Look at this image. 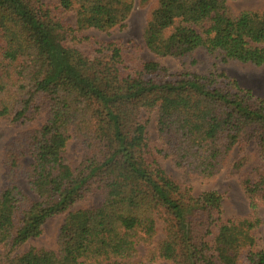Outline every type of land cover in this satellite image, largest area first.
<instances>
[{"label":"trees","instance_id":"1","mask_svg":"<svg viewBox=\"0 0 264 264\" xmlns=\"http://www.w3.org/2000/svg\"><path fill=\"white\" fill-rule=\"evenodd\" d=\"M55 1L0 0V120L23 125L45 112L40 127L3 149L0 264H264L255 236L264 205V97L223 74L170 75L156 61L127 68L115 42L82 45L85 30L124 26L135 0ZM230 1L157 0L143 28L146 48L158 58L203 50L263 66L264 9L235 13ZM71 138L85 151L76 167L66 151ZM241 141L257 146L252 167L247 153L232 165L252 216L223 220L221 196L194 195L190 179L217 175ZM157 154L182 170V182ZM96 192L100 204L71 210ZM59 215L55 249L13 255Z\"/></svg>","mask_w":264,"mask_h":264},{"label":"rangeland","instance_id":"2","mask_svg":"<svg viewBox=\"0 0 264 264\" xmlns=\"http://www.w3.org/2000/svg\"><path fill=\"white\" fill-rule=\"evenodd\" d=\"M44 4L55 5V0H41ZM157 0H135V6L126 23L122 27H115L108 31H98L95 29L85 30L81 36L88 37V43H82L83 46H91L90 42H115L121 48L124 66L134 68L135 66L147 62L156 61L161 64L170 75L182 72L198 74H223L228 81H235L241 89L249 90L255 98L264 97V65L257 67L249 63H240L236 61L222 62L218 55H209L203 50H198L188 59L176 60L173 58H158L153 55L145 46L143 41V28L148 18L151 8ZM229 7L235 13L243 11H253L264 9V0H233L229 2ZM66 20L71 26L75 25V14L68 12ZM80 46V45H79ZM155 113L150 115L147 126V133L150 141L157 139ZM45 121V112L37 116L32 122L23 125H15L6 119L0 120V191L4 187L5 166L3 164V149L18 132L26 131L40 127ZM161 145V144H160ZM67 155L76 167L84 158L85 151L82 146L71 138L67 144ZM257 146L253 141H241L231 151L225 167L212 178H202L199 175H193L190 179V186L194 195L204 191H215L222 198V219L251 217L252 211L249 202L246 199L238 181V176L234 174L233 162L247 153L249 163L247 168L252 167L256 159ZM158 163L171 177L179 182L183 181V172L177 168L170 158L163 155H156ZM19 186L27 194L32 195L26 181L23 178L18 180ZM102 196L99 192L90 194L85 200L76 203L71 210L86 208L100 204ZM261 224L255 231L257 248L264 249V205L260 204L257 210ZM64 219V215H59L49 219L42 227V232L38 237L27 240L15 252V255H21L31 247H43L46 249H55L57 246V235ZM217 232V229H215ZM162 238V232L156 237V241ZM1 252V250H0ZM139 259L142 260L145 255V247H138ZM155 264H167L164 261ZM239 264H247L243 259Z\"/></svg>","mask_w":264,"mask_h":264}]
</instances>
